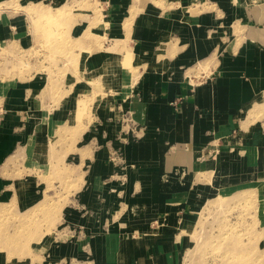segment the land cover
<instances>
[{
	"label": "crops",
	"instance_id": "1",
	"mask_svg": "<svg viewBox=\"0 0 264 264\" xmlns=\"http://www.w3.org/2000/svg\"><path fill=\"white\" fill-rule=\"evenodd\" d=\"M21 1L0 0V44L33 40L24 13L4 8L30 3ZM96 1L99 17L78 26L95 20L104 44L79 69L106 75L0 79V202L34 204L44 173L59 168L86 183L78 197L96 203L86 214L119 199L124 177L126 220L145 215L136 230L150 208L215 186L247 184L264 199V0ZM86 37L79 32L80 54Z\"/></svg>",
	"mask_w": 264,
	"mask_h": 264
},
{
	"label": "rangeland",
	"instance_id": "2",
	"mask_svg": "<svg viewBox=\"0 0 264 264\" xmlns=\"http://www.w3.org/2000/svg\"><path fill=\"white\" fill-rule=\"evenodd\" d=\"M28 1L24 6L18 2L4 6L24 13L33 40L30 36L23 48L0 44V79L7 84L17 79L58 83L88 72L79 69L80 60L95 63L93 52L104 43L95 37L99 35L95 20L81 22L80 29L78 25L80 18L99 17L97 1ZM82 30H87L88 46L80 54ZM89 72L108 73L101 67ZM50 172L42 176L44 195L34 204L28 203L31 198L24 202L26 197L0 202V264H264V199L247 184L215 186L204 196H185L175 206L157 207L160 211L152 207L146 211V229L136 230L133 218L126 220L123 176L114 188L120 198L113 203L101 199L106 203L99 208L101 214H86L84 204H96L93 198L78 197L86 183L77 176L73 180L65 168ZM203 184L212 185L206 178ZM85 215L86 228L77 223ZM136 217L137 224L145 215ZM95 225L99 228H89Z\"/></svg>",
	"mask_w": 264,
	"mask_h": 264
}]
</instances>
